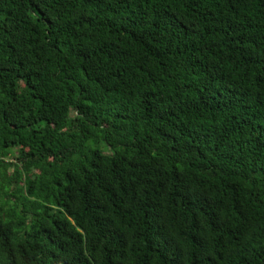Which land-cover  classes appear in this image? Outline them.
Here are the masks:
<instances>
[{
	"label": "trees",
	"instance_id": "obj_1",
	"mask_svg": "<svg viewBox=\"0 0 264 264\" xmlns=\"http://www.w3.org/2000/svg\"><path fill=\"white\" fill-rule=\"evenodd\" d=\"M0 264H264V0H0Z\"/></svg>",
	"mask_w": 264,
	"mask_h": 264
}]
</instances>
